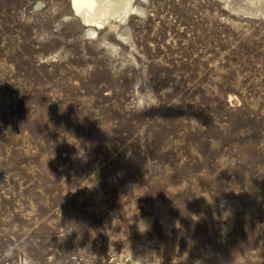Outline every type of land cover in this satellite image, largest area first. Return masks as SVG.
Returning a JSON list of instances; mask_svg holds the SVG:
<instances>
[{
	"label": "rangeland",
	"instance_id": "1",
	"mask_svg": "<svg viewBox=\"0 0 264 264\" xmlns=\"http://www.w3.org/2000/svg\"><path fill=\"white\" fill-rule=\"evenodd\" d=\"M71 2L0 0V264H264V15Z\"/></svg>",
	"mask_w": 264,
	"mask_h": 264
},
{
	"label": "bare ground",
	"instance_id": "2",
	"mask_svg": "<svg viewBox=\"0 0 264 264\" xmlns=\"http://www.w3.org/2000/svg\"><path fill=\"white\" fill-rule=\"evenodd\" d=\"M143 0H72L74 15L84 25L83 34L86 37H97V29L111 31L116 40L123 42L128 34L126 21L130 16L143 11L139 4ZM223 4V8L229 7L231 0H216ZM240 4L229 8L232 12L240 11L255 14L260 12L264 15V0H239ZM242 12V11H241ZM101 46L108 52L114 53L118 44L103 38Z\"/></svg>",
	"mask_w": 264,
	"mask_h": 264
}]
</instances>
